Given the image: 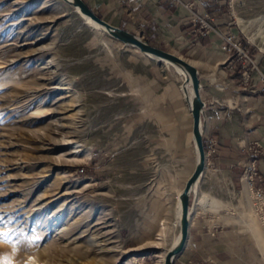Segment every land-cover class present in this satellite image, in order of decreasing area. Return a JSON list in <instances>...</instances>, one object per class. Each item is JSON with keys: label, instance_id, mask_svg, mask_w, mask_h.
Returning a JSON list of instances; mask_svg holds the SVG:
<instances>
[{"label": "rangeland", "instance_id": "obj_1", "mask_svg": "<svg viewBox=\"0 0 264 264\" xmlns=\"http://www.w3.org/2000/svg\"><path fill=\"white\" fill-rule=\"evenodd\" d=\"M228 3L238 34L220 37L248 53L250 81L261 74L264 0ZM78 12L64 0H0V264H164L180 237L169 185L187 162L185 128L175 127L179 113L192 115L184 78ZM192 25L195 38L219 35L209 15ZM259 248L264 257V236ZM173 264L201 262L180 254Z\"/></svg>", "mask_w": 264, "mask_h": 264}, {"label": "crops", "instance_id": "obj_2", "mask_svg": "<svg viewBox=\"0 0 264 264\" xmlns=\"http://www.w3.org/2000/svg\"><path fill=\"white\" fill-rule=\"evenodd\" d=\"M83 1L110 25L185 55L198 71L207 160L193 193L183 261L264 264L259 248L264 233L252 218V190L244 177L246 150L257 143L264 148V54L255 51L261 74L254 73L247 81L242 62L224 49L220 37L238 34L228 0ZM195 14L213 18L219 35L195 38ZM192 122V115L181 117L179 113L175 124L179 133L185 128L179 156L183 162L193 163H184L178 184L169 185V189H177L178 200L197 167ZM257 173L253 188L264 191V155L257 159Z\"/></svg>", "mask_w": 264, "mask_h": 264}, {"label": "water", "instance_id": "obj_3", "mask_svg": "<svg viewBox=\"0 0 264 264\" xmlns=\"http://www.w3.org/2000/svg\"><path fill=\"white\" fill-rule=\"evenodd\" d=\"M69 5L78 9L82 15L91 19L101 28V32L108 35L109 37L120 41L121 43L138 49L144 55L159 58L160 60L166 61L175 65L188 73L189 80L193 89V101L191 112L193 115V140L197 153V167L188 181L182 195L180 196V202L182 205V218H181V232L180 239L173 251L168 255L166 264H173L175 258L180 255L187 243L189 232H190V220H191V207L190 200L194 192V188L197 185L200 178L205 172L206 166V150L204 145V131L202 125L204 103L201 99V84L197 69L190 64L187 60L178 57L176 55L164 52L157 48L150 46L147 42H144L141 38L126 32L122 29L114 27L104 20L100 19L94 14L89 7L84 3L83 0H71Z\"/></svg>", "mask_w": 264, "mask_h": 264}, {"label": "built area", "instance_id": "obj_4", "mask_svg": "<svg viewBox=\"0 0 264 264\" xmlns=\"http://www.w3.org/2000/svg\"><path fill=\"white\" fill-rule=\"evenodd\" d=\"M194 22L196 24H202L206 26V23L200 17H196ZM225 42L227 43L226 50L230 53H236L239 57L240 61L245 68V62L249 64L250 59L248 53L245 51L241 44H238L234 36H228L225 38ZM255 69L254 63L253 68L250 71ZM247 155L252 158V161L249 163L247 170L245 171V181L248 184L249 188L252 190V208L254 215L258 218L261 227L264 230V191L255 190L253 188V184L255 181V177H257L256 173V164L255 158L259 155H264V148L261 144L257 143L255 146L248 149Z\"/></svg>", "mask_w": 264, "mask_h": 264}, {"label": "bare ground", "instance_id": "obj_5", "mask_svg": "<svg viewBox=\"0 0 264 264\" xmlns=\"http://www.w3.org/2000/svg\"><path fill=\"white\" fill-rule=\"evenodd\" d=\"M66 3H68L69 4V2L71 1V0H64ZM76 9V8H75ZM78 10V9H77ZM79 11V10H78ZM78 13H80L81 14V12L79 11ZM82 15V14H81ZM82 17H83V19L86 21V22H88L89 24H91L92 25V27L93 28H96L97 30H99V31H101V28H100V26H98L95 22H93L91 19H89V18H87L86 16H84V15H82ZM146 56H148V55H146ZM148 57H150L151 59H153V60H156V61H159V62H163V60H160L159 58H155V57H152V56H148ZM164 63H166L167 65H171L175 70H176V72L181 76V77H183L184 78V85H182V93H183V98H184V100H185V102H186V104H187V107H188V109L190 110V112H191V108H192V101H193V89H192V85H191V82H190V80H189V76H188V73L186 72V71H184L183 69H181V68H179V67H177V66H175V65H172L171 63H169V62H166V61H164ZM61 99L63 100V98H60V101H61ZM64 112H67V110H64ZM191 114H192V112H191ZM62 115H64V114H62ZM58 116V115H57ZM60 116V115H59ZM193 116V115H192ZM66 118L65 117H62V120H65ZM194 121V120H193ZM193 123V122H192ZM194 124V123H193ZM59 128H61V129H70L71 128V126L70 125H65V124H59ZM63 145H76V143L75 142H73V141H70V142H67V144H63ZM196 149V148H195ZM73 154H76V153H79V152H72ZM196 187V186H195ZM185 188V187H184ZM184 191V190H183ZM194 192H195V188H194ZM193 192V193H194ZM182 193L183 192H179V200H178V208H177V219H178V223H179V227H180V232H181V218H182V205H181V202H180V196L182 195ZM161 231H163V230H161ZM165 234V233H164ZM164 234H161L162 236L164 235ZM164 239V238H163ZM177 239H178V241H177ZM176 240H175V244L173 245V247H172V249L170 250V251H168L167 253H166V255H165V257H164V264H166V261H165V259L167 260V257H168V255L173 251V249L176 247V245L178 244V242H179V239H180V237L179 238H177ZM155 248H158V249H160V246H159V244H157L156 245V247ZM29 259V258H28ZM28 259H26V261L28 260ZM36 262V261H35ZM22 264H27V263H22ZM35 264H45L44 262H42V261H37V263H35Z\"/></svg>", "mask_w": 264, "mask_h": 264}]
</instances>
